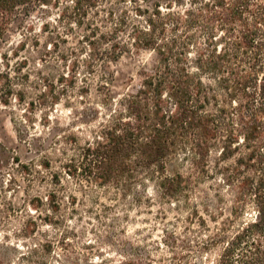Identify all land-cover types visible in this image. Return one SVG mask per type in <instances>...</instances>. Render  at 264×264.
Segmentation results:
<instances>
[{"label":"trees","instance_id":"16d2710c","mask_svg":"<svg viewBox=\"0 0 264 264\" xmlns=\"http://www.w3.org/2000/svg\"><path fill=\"white\" fill-rule=\"evenodd\" d=\"M28 4L64 5L59 16L85 31L88 72H99L107 101L110 62L138 51L153 56L65 172L122 195L152 182L162 197L175 198L193 180L169 172L168 163L184 154L196 177L208 176L215 151L234 197L209 237L221 244L213 264H264V0H0V39L16 9ZM75 72L53 90V105ZM84 84L80 92L88 91ZM247 208L252 219L232 230Z\"/></svg>","mask_w":264,"mask_h":264},{"label":"rangeland","instance_id":"374dc122","mask_svg":"<svg viewBox=\"0 0 264 264\" xmlns=\"http://www.w3.org/2000/svg\"><path fill=\"white\" fill-rule=\"evenodd\" d=\"M63 6H20L0 39V264H213L221 244L209 237L234 197L215 151L208 176L196 177L184 154L168 163L169 172L193 180L175 198L152 182L122 195L65 172L153 56L138 51L110 62L107 101L99 72H88L85 31L59 16ZM73 69V86L53 105ZM85 82L88 91L80 92ZM253 215L247 208L232 230Z\"/></svg>","mask_w":264,"mask_h":264}]
</instances>
